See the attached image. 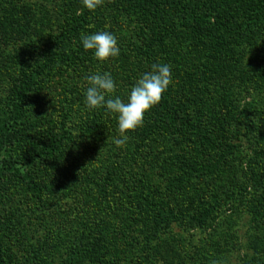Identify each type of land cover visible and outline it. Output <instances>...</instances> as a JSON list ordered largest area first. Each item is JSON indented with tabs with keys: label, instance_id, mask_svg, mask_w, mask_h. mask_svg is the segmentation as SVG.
<instances>
[{
	"label": "rangeland",
	"instance_id": "rangeland-1",
	"mask_svg": "<svg viewBox=\"0 0 264 264\" xmlns=\"http://www.w3.org/2000/svg\"><path fill=\"white\" fill-rule=\"evenodd\" d=\"M263 2L0 0V264H264ZM157 62L173 84L117 147L85 77L124 100ZM187 105L193 138L149 121Z\"/></svg>",
	"mask_w": 264,
	"mask_h": 264
},
{
	"label": "clouds",
	"instance_id": "clouds-1",
	"mask_svg": "<svg viewBox=\"0 0 264 264\" xmlns=\"http://www.w3.org/2000/svg\"><path fill=\"white\" fill-rule=\"evenodd\" d=\"M82 2L85 8L94 11L102 6L104 0ZM80 43L84 50L91 51L100 62L117 58L121 53L117 37L107 30L81 35ZM85 79V106L89 110L103 108L116 116L119 135L113 143L117 147H124L130 139L127 133L143 126L145 115L160 103L162 96L173 84V73L167 63L152 64L151 70L142 74L131 86L124 100L114 95L117 84L111 73L97 71Z\"/></svg>",
	"mask_w": 264,
	"mask_h": 264
},
{
	"label": "trees",
	"instance_id": "trees-1",
	"mask_svg": "<svg viewBox=\"0 0 264 264\" xmlns=\"http://www.w3.org/2000/svg\"><path fill=\"white\" fill-rule=\"evenodd\" d=\"M262 10L264 11V2H263V8ZM41 68V67H40ZM37 72V71H36ZM35 72V73H36ZM27 82V79L25 80ZM30 81V78H29ZM26 84V83H25ZM28 85H30V83L27 82ZM163 111H157L155 113L158 114H149L148 118L149 121L154 122L155 124H161V125H165V126H173L175 127L178 132V137H182V136H188L189 138H193L192 134L196 135L197 132L199 131V123L198 121H194L192 118V116L196 115L194 112L191 111V107L190 106H185L184 108L180 109V112H182V115H185L184 118L188 121V123L185 122V120L182 121V127L181 125H178L177 123L174 124V115L173 112L169 110V108H162ZM178 126H180L181 128H183L184 132H180V129L178 128ZM180 133V134H179ZM185 133V134H184ZM183 134V135H182ZM182 135V136H180ZM197 137V136H196Z\"/></svg>",
	"mask_w": 264,
	"mask_h": 264
}]
</instances>
